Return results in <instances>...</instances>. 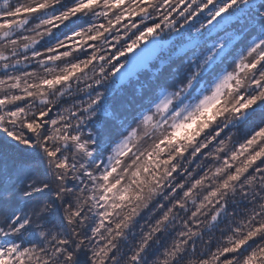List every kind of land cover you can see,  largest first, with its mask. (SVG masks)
Here are the masks:
<instances>
[{"label":"snow or ice","instance_id":"6c2138e0","mask_svg":"<svg viewBox=\"0 0 264 264\" xmlns=\"http://www.w3.org/2000/svg\"><path fill=\"white\" fill-rule=\"evenodd\" d=\"M0 264H264V0H0Z\"/></svg>","mask_w":264,"mask_h":264}]
</instances>
